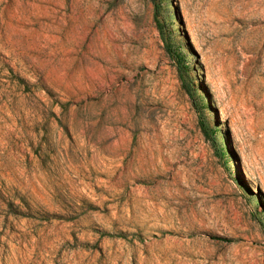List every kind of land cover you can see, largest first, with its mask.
<instances>
[{
    "label": "rangeland",
    "instance_id": "1",
    "mask_svg": "<svg viewBox=\"0 0 264 264\" xmlns=\"http://www.w3.org/2000/svg\"><path fill=\"white\" fill-rule=\"evenodd\" d=\"M0 264H264V0H0Z\"/></svg>",
    "mask_w": 264,
    "mask_h": 264
},
{
    "label": "trees",
    "instance_id": "2",
    "mask_svg": "<svg viewBox=\"0 0 264 264\" xmlns=\"http://www.w3.org/2000/svg\"><path fill=\"white\" fill-rule=\"evenodd\" d=\"M153 19H154L156 28L159 31V34L163 37L165 50L168 53V55H171V57H172V53L173 52H172L171 46L168 43V40L164 37L163 25L158 20V7H157L156 3L154 4ZM177 73H178L179 80L181 82V86L186 90L187 93H192L191 92L192 90L188 88L189 84L187 83L186 76H185L182 68L179 67V66H177ZM199 127L201 129L203 137L207 141H211L212 143H215L214 140L211 137V134L209 133L208 129L205 127L204 122L202 120H199Z\"/></svg>",
    "mask_w": 264,
    "mask_h": 264
}]
</instances>
